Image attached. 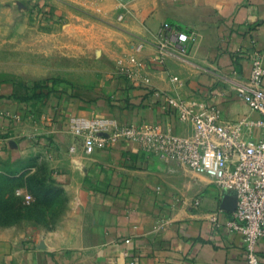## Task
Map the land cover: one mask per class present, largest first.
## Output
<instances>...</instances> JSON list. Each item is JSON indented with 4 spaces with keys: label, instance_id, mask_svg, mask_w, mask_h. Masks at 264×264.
<instances>
[{
    "label": "crops",
    "instance_id": "1",
    "mask_svg": "<svg viewBox=\"0 0 264 264\" xmlns=\"http://www.w3.org/2000/svg\"><path fill=\"white\" fill-rule=\"evenodd\" d=\"M54 1L56 12L72 21L97 27L90 14L80 13L98 12L118 22L120 31L103 28V50H97V39L80 35L57 37L55 48L46 49L41 44L51 37L36 34L43 27L27 18L30 58L47 60L53 51L61 61L98 58L105 65H98L101 83L95 89L104 92L80 99L86 86L64 83L36 104L0 83V172L39 174L65 193L63 211L48 226H0V264H245L242 235L228 227L234 190L134 142L87 154L68 119L159 123L191 135L192 124L168 112L154 90L214 103L224 119L257 117L238 91L249 84L253 54L264 53V0ZM165 22L189 34L184 58L160 57ZM131 56L145 65L139 69ZM121 65L137 70L138 78L121 73ZM258 251L264 264V239Z\"/></svg>",
    "mask_w": 264,
    "mask_h": 264
},
{
    "label": "built area",
    "instance_id": "2",
    "mask_svg": "<svg viewBox=\"0 0 264 264\" xmlns=\"http://www.w3.org/2000/svg\"><path fill=\"white\" fill-rule=\"evenodd\" d=\"M189 39L186 31L173 29L165 22L158 35L160 57L184 58ZM142 48V43L135 46L137 51ZM130 60L139 69L145 65L137 56ZM251 60L249 84L238 91V96L257 117L248 114L236 120L224 119L214 103L154 90L165 101L168 112L192 124L191 135L178 134L159 123H122L105 116L71 115L68 125L73 134L83 137L87 154L121 142H134L152 156L187 165L210 176L219 187L234 190L237 205L228 227L242 235L245 264H261L258 245L264 239V53L255 52ZM120 71L138 78L137 70L132 68L121 65ZM173 80L179 79L175 76ZM144 82L147 84L148 79ZM17 194L27 204L33 199L22 189Z\"/></svg>",
    "mask_w": 264,
    "mask_h": 264
},
{
    "label": "rangeland",
    "instance_id": "3",
    "mask_svg": "<svg viewBox=\"0 0 264 264\" xmlns=\"http://www.w3.org/2000/svg\"><path fill=\"white\" fill-rule=\"evenodd\" d=\"M56 7L54 0H0V83H9L17 98L33 100L36 104L43 95L56 94V90L64 83L76 82L86 86L85 91L79 92L80 99L99 97L104 91L95 88L101 83V72L98 67L105 65L102 60L97 58L61 61L55 59L54 51L47 60L30 58L31 53L27 52V18L43 27L37 29L36 34L41 32L42 35L51 37L47 43L41 44L46 49L55 48L57 37L80 35L97 39V45H100V49L97 50H103L102 38L106 36L103 28L107 31L119 32L118 22L105 21L98 12H81L80 14H90L98 25L89 28L83 20L72 21L69 16L64 17L66 13L56 12ZM63 18L65 20L61 21ZM43 23L47 24L42 25ZM9 25V28L4 27ZM73 62L74 67H72ZM89 86L92 88L88 91ZM39 176V174H27V171L0 172V226H6L8 214L17 218V224L20 225H27L28 221L48 226L63 211L65 193L56 187L49 189L44 187ZM18 189L32 194L33 199L28 206L17 194ZM16 203L29 209L28 216L27 212L19 215L12 212Z\"/></svg>",
    "mask_w": 264,
    "mask_h": 264
},
{
    "label": "trees",
    "instance_id": "4",
    "mask_svg": "<svg viewBox=\"0 0 264 264\" xmlns=\"http://www.w3.org/2000/svg\"><path fill=\"white\" fill-rule=\"evenodd\" d=\"M41 178V182H43L42 184L44 185V187L46 188H50V187H55L54 185H50V184H47L43 181V178L41 176H39ZM57 188V187H56ZM59 189V188H57ZM29 204H27L28 206ZM31 206V205H30ZM29 209H25L23 205H21L20 203H16V205L14 206L12 212H14V214H24L25 212H27V216L29 214ZM6 219L8 220L7 223L5 224L6 226H12V225H15L18 223V219L17 218H13V217H10V215L8 214ZM2 224V223H1Z\"/></svg>",
    "mask_w": 264,
    "mask_h": 264
},
{
    "label": "water",
    "instance_id": "5",
    "mask_svg": "<svg viewBox=\"0 0 264 264\" xmlns=\"http://www.w3.org/2000/svg\"><path fill=\"white\" fill-rule=\"evenodd\" d=\"M236 205H237V203H236ZM235 208H236V206H235L233 209H231V212H232Z\"/></svg>",
    "mask_w": 264,
    "mask_h": 264
}]
</instances>
